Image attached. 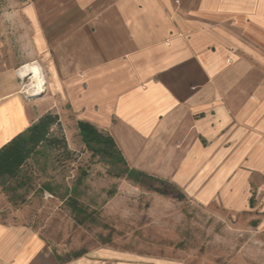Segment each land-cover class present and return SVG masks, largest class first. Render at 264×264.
Segmentation results:
<instances>
[{
    "label": "crops",
    "instance_id": "0c3cea01",
    "mask_svg": "<svg viewBox=\"0 0 264 264\" xmlns=\"http://www.w3.org/2000/svg\"><path fill=\"white\" fill-rule=\"evenodd\" d=\"M47 113L109 133L130 170L264 225V0H0V148ZM0 264L178 263L71 254L0 217Z\"/></svg>",
    "mask_w": 264,
    "mask_h": 264
},
{
    "label": "rangeland",
    "instance_id": "374dc122",
    "mask_svg": "<svg viewBox=\"0 0 264 264\" xmlns=\"http://www.w3.org/2000/svg\"><path fill=\"white\" fill-rule=\"evenodd\" d=\"M52 137L65 143L42 145L0 186V217L33 223L71 254L111 245L178 264H264L260 214L203 206L152 177L137 181L120 159L90 150L73 118Z\"/></svg>",
    "mask_w": 264,
    "mask_h": 264
},
{
    "label": "trees",
    "instance_id": "16d2710c",
    "mask_svg": "<svg viewBox=\"0 0 264 264\" xmlns=\"http://www.w3.org/2000/svg\"><path fill=\"white\" fill-rule=\"evenodd\" d=\"M59 125V116L47 113L25 132L18 134L0 148L1 185L4 186L7 180L18 177L21 170L42 145L47 144L48 146L57 147L59 143H65L64 140L52 137V129ZM78 128L82 141L95 154L108 156L112 160L118 158L126 165L115 140L109 133L99 130L96 126L84 121L78 123ZM129 174L135 176L137 181L152 177L162 183L167 182L134 170H130Z\"/></svg>",
    "mask_w": 264,
    "mask_h": 264
},
{
    "label": "bare ground",
    "instance_id": "6f19581e",
    "mask_svg": "<svg viewBox=\"0 0 264 264\" xmlns=\"http://www.w3.org/2000/svg\"><path fill=\"white\" fill-rule=\"evenodd\" d=\"M37 70H38V69H37ZM37 70H36V71H37ZM37 74H38V73H37ZM36 78H38V77H36ZM34 80H35V79H34ZM38 80H39V79H38ZM34 82H35V81H34Z\"/></svg>",
    "mask_w": 264,
    "mask_h": 264
}]
</instances>
